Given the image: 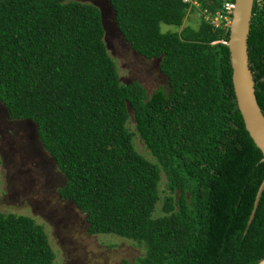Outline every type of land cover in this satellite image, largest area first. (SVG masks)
I'll use <instances>...</instances> for the list:
<instances>
[{
    "label": "trees",
    "instance_id": "16d2710c",
    "mask_svg": "<svg viewBox=\"0 0 264 264\" xmlns=\"http://www.w3.org/2000/svg\"><path fill=\"white\" fill-rule=\"evenodd\" d=\"M195 1L108 0L131 50L159 60L167 85L148 95L121 83L94 4L0 0V101L11 120L35 125L65 178L58 194L85 215L87 232L144 248L121 264L264 259V190L249 224L264 156L237 107L229 28L214 23L227 0ZM190 13L195 25L185 26ZM248 54L264 113V0L254 2ZM136 134L156 162L136 150ZM162 172L169 193L155 216ZM54 259L42 225L0 212V264Z\"/></svg>",
    "mask_w": 264,
    "mask_h": 264
},
{
    "label": "rangeland",
    "instance_id": "374dc122",
    "mask_svg": "<svg viewBox=\"0 0 264 264\" xmlns=\"http://www.w3.org/2000/svg\"><path fill=\"white\" fill-rule=\"evenodd\" d=\"M72 1L90 2L101 11L105 43L121 83L137 81L148 95L166 87L159 60L146 59L131 50L117 30L107 0ZM194 23L195 17L190 13L185 26ZM161 29L174 31L176 26L162 24ZM128 127L136 132L132 115ZM133 142L141 155L156 162L138 134ZM161 176V200L155 216L163 214V199L169 193L164 172ZM64 183L65 178L40 142L35 125L26 120H10L0 101V212L29 216L42 225L55 253L53 264H121L123 260L134 262L144 254V248L132 240L114 234L90 235L85 215L73 203L60 198L58 190Z\"/></svg>",
    "mask_w": 264,
    "mask_h": 264
},
{
    "label": "water",
    "instance_id": "95a60500",
    "mask_svg": "<svg viewBox=\"0 0 264 264\" xmlns=\"http://www.w3.org/2000/svg\"><path fill=\"white\" fill-rule=\"evenodd\" d=\"M254 2L255 0L234 1L227 46L230 53L232 83L237 107L242 115L247 132L264 156V113L257 100L256 82L250 68L248 54V38L253 17ZM109 7L111 8L110 5ZM263 190L264 180L258 189L249 224L254 218ZM258 264H264V259Z\"/></svg>",
    "mask_w": 264,
    "mask_h": 264
},
{
    "label": "built area",
    "instance_id": "2783aa9c",
    "mask_svg": "<svg viewBox=\"0 0 264 264\" xmlns=\"http://www.w3.org/2000/svg\"><path fill=\"white\" fill-rule=\"evenodd\" d=\"M185 2H189L192 4H197L195 0H184ZM234 8V2L231 0H227L224 3L222 12L217 14V17L214 18V23L216 26H223L224 28H229L230 27V19H231V13Z\"/></svg>",
    "mask_w": 264,
    "mask_h": 264
},
{
    "label": "flooded vegetation",
    "instance_id": "af4514ba",
    "mask_svg": "<svg viewBox=\"0 0 264 264\" xmlns=\"http://www.w3.org/2000/svg\"><path fill=\"white\" fill-rule=\"evenodd\" d=\"M10 119V118H9ZM11 120V119H10Z\"/></svg>",
    "mask_w": 264,
    "mask_h": 264
}]
</instances>
